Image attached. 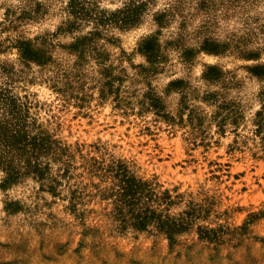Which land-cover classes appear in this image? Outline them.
Instances as JSON below:
<instances>
[{"label":"rangeland","instance_id":"obj_1","mask_svg":"<svg viewBox=\"0 0 264 264\" xmlns=\"http://www.w3.org/2000/svg\"><path fill=\"white\" fill-rule=\"evenodd\" d=\"M74 1L0 0V264H264V0Z\"/></svg>","mask_w":264,"mask_h":264},{"label":"trees","instance_id":"obj_2","mask_svg":"<svg viewBox=\"0 0 264 264\" xmlns=\"http://www.w3.org/2000/svg\"><path fill=\"white\" fill-rule=\"evenodd\" d=\"M72 6L74 7V9H79V7H80V0H78L77 2H73L72 3ZM6 139H8L9 141H11V143H13V144H15V143H21V141H20V139H21V137L18 135L17 136V134H14V135H12V136H10L9 138H6ZM7 141V140H6ZM9 142H6V144H8ZM12 144V145H13ZM23 147H20L19 149H22ZM1 153H3V152H1L0 151V161H1V163L2 164H4V165H8V167H11V165L9 164V162H8V160H6V159H3V156L1 155ZM9 169V168H8ZM11 171V170H10ZM16 173L17 172H15V171H11V173L9 174V176H8V180L9 179H11V178H14V175H16Z\"/></svg>","mask_w":264,"mask_h":264}]
</instances>
